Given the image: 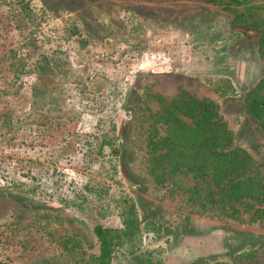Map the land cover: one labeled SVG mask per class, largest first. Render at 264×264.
<instances>
[{
    "label": "rangeland",
    "instance_id": "1",
    "mask_svg": "<svg viewBox=\"0 0 264 264\" xmlns=\"http://www.w3.org/2000/svg\"><path fill=\"white\" fill-rule=\"evenodd\" d=\"M216 1L0 0V264H86L95 225L110 264H264V223L201 214L146 170L147 109L183 90L217 105L264 174L246 107L264 0Z\"/></svg>",
    "mask_w": 264,
    "mask_h": 264
},
{
    "label": "trees",
    "instance_id": "2",
    "mask_svg": "<svg viewBox=\"0 0 264 264\" xmlns=\"http://www.w3.org/2000/svg\"><path fill=\"white\" fill-rule=\"evenodd\" d=\"M228 1L242 4L240 0ZM261 32L264 58V30ZM44 65L47 70L54 68L50 63ZM262 90L264 80L249 93L246 107L264 132ZM157 101L156 111L147 109L146 170L163 195L177 198L201 214L219 215L239 223H264V174L254 171L255 159L234 145V134L217 105L183 90L175 98L157 97ZM104 143L107 149L111 148L109 154L118 156L119 144L102 140V146ZM131 209L129 205L122 210L130 213ZM93 232L99 242V254L86 264H110L115 245L110 231L95 225Z\"/></svg>",
    "mask_w": 264,
    "mask_h": 264
},
{
    "label": "crops",
    "instance_id": "3",
    "mask_svg": "<svg viewBox=\"0 0 264 264\" xmlns=\"http://www.w3.org/2000/svg\"><path fill=\"white\" fill-rule=\"evenodd\" d=\"M234 134V133H233ZM236 137H235V135H234V139H235ZM249 154H250V152H249ZM251 155V154H250ZM252 156V155H251ZM253 157V156H252ZM254 158V157H253ZM255 159V158H254ZM255 161H256V163H257V160L255 159Z\"/></svg>",
    "mask_w": 264,
    "mask_h": 264
}]
</instances>
